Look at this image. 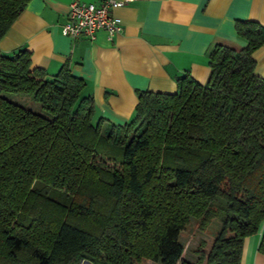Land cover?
Listing matches in <instances>:
<instances>
[{"label": "trees", "instance_id": "trees-1", "mask_svg": "<svg viewBox=\"0 0 264 264\" xmlns=\"http://www.w3.org/2000/svg\"><path fill=\"white\" fill-rule=\"evenodd\" d=\"M29 2L0 0V42ZM235 31L247 46H216L205 85L185 73L174 94L137 91L124 126L95 119L68 67L50 76L26 50L0 52V264H241L261 230L264 256V24Z\"/></svg>", "mask_w": 264, "mask_h": 264}, {"label": "crops", "instance_id": "crops-1", "mask_svg": "<svg viewBox=\"0 0 264 264\" xmlns=\"http://www.w3.org/2000/svg\"><path fill=\"white\" fill-rule=\"evenodd\" d=\"M75 0H30L0 42V52L31 54L32 68L50 76L63 67L87 84L83 95L96 104L95 119L124 126L135 114L137 91L174 94L185 73L205 85L216 46L237 52L247 43L235 31L237 21L264 24V0H133L112 8L122 32L109 38L73 41L61 33ZM96 5L105 0H78ZM123 2L124 0H116ZM255 74L264 77V47L258 49ZM262 230L245 239L241 264H264L258 247Z\"/></svg>", "mask_w": 264, "mask_h": 264}, {"label": "built area", "instance_id": "built-area-1", "mask_svg": "<svg viewBox=\"0 0 264 264\" xmlns=\"http://www.w3.org/2000/svg\"><path fill=\"white\" fill-rule=\"evenodd\" d=\"M133 0H105L102 4L87 3L75 0L69 5L67 21L62 25L61 33L73 41L80 39L95 40L99 32L113 38L122 32V20L112 14V8L121 7Z\"/></svg>", "mask_w": 264, "mask_h": 264}, {"label": "rangeland", "instance_id": "rangeland-1", "mask_svg": "<svg viewBox=\"0 0 264 264\" xmlns=\"http://www.w3.org/2000/svg\"><path fill=\"white\" fill-rule=\"evenodd\" d=\"M9 100H11L14 103H17L21 105L22 107H25L26 109L34 112V113H40V107L38 104L32 102L28 97L19 96V95H13V94H7L5 95ZM198 222L197 220L193 219L189 225L186 226L185 230L181 232L179 236L180 243L185 246V249H187V246L190 244V240L194 239L195 237L200 238L201 233L198 229ZM219 230V222H214L211 227L203 233L204 237L207 238L211 235H215L217 231ZM185 250L184 253V259L187 261H194L195 255L193 254L190 256ZM79 264H92L91 262L87 260H82Z\"/></svg>", "mask_w": 264, "mask_h": 264}]
</instances>
